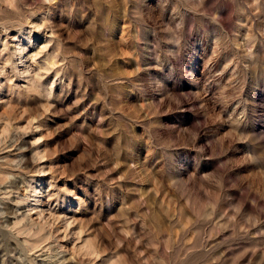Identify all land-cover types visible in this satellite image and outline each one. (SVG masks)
I'll return each instance as SVG.
<instances>
[{"label": "rangeland", "instance_id": "obj_1", "mask_svg": "<svg viewBox=\"0 0 264 264\" xmlns=\"http://www.w3.org/2000/svg\"><path fill=\"white\" fill-rule=\"evenodd\" d=\"M0 70V227L30 210L77 221L69 264H264V0H0ZM86 151L87 175H32L87 167ZM10 235L0 264H21Z\"/></svg>", "mask_w": 264, "mask_h": 264}, {"label": "clouds", "instance_id": "obj_2", "mask_svg": "<svg viewBox=\"0 0 264 264\" xmlns=\"http://www.w3.org/2000/svg\"><path fill=\"white\" fill-rule=\"evenodd\" d=\"M46 3H51L54 2V0H45ZM47 47L42 48L40 52L36 53L32 57L33 63L47 51ZM60 53L57 52L55 56L52 57L50 61H46V67L41 69V72L37 73L35 76V79L31 82L32 87L29 88L28 90L30 92H33L35 95L39 96L40 95V89L38 87L39 83L42 82L46 76L50 75L55 69L61 68L62 63H57V58L59 57ZM7 66V65H6ZM4 75V72L0 70V76ZM27 75V73L25 74ZM60 76V73H56V78L58 79ZM167 87L172 88V83L170 81L165 80L164 81ZM9 83H13V81H9ZM52 87H55V81L52 82ZM183 93V92H182ZM47 101L52 100V91L51 88L47 92L46 96ZM135 99V98H132ZM177 105H179L180 101H176ZM41 107L44 110V113L50 112L55 105L51 103H45L41 105ZM158 110V109H157ZM156 111H151L149 110L148 114L145 116V119L151 120L152 116L157 114ZM27 109L24 110L25 114H27ZM160 115H163L161 112ZM31 123H35V121H31ZM167 122H159V123H150L147 125L148 129H153V128H160L164 127ZM27 127L20 128L17 131L18 132H23L26 133V131H29ZM34 131H40L39 128L31 129ZM44 137H41L39 140L34 141L35 143H39L40 140H43ZM74 140L76 137L73 138ZM79 139H82L85 141V143L89 144V147L93 146V142L89 141L88 137H79ZM153 137L150 135L148 137V142H149V148L151 145ZM18 143V141H17ZM14 146V145H13ZM100 149L107 152V149L104 148L103 144H100ZM150 150H154V148H150ZM0 151H11L10 148L6 147V143L3 140H0ZM137 154L139 156L140 153L143 151V146H140L139 148L136 149ZM48 153L46 152L45 155ZM88 159L90 163L87 165V167L84 168H68L67 170L65 169H51L49 171H43L40 170L36 173H32V175H41V176H47L49 174H54V176H60V175H66L69 179L74 178L77 174L80 172H83L85 175H87V168H95L97 163H99V159L97 160H92L91 159V154L89 152H85L84 156L81 157V161L83 159ZM39 159V154H37V160ZM177 159L178 162L184 166V161L188 159V155L182 152L177 151ZM251 159V157L249 158ZM16 163V162H12ZM22 163V161H21ZM119 162L114 165V167H118ZM111 172V169L108 170ZM101 180H103L105 183L108 185L115 184L116 181H110L107 179L108 173H98L97 174ZM14 179L12 176H0V187H3L4 184H7L9 181ZM95 190V189H93ZM59 192H67L68 189L61 188L58 190ZM13 193L11 191L5 192L3 194H0V199L2 200H10L11 196ZM27 195V191H26ZM56 197H50L49 199H55ZM17 207L20 205L26 203L24 200H16L14 202ZM36 215V219H33V215ZM8 214L4 211H0V221L4 220V218ZM16 216H21V213L17 212L15 213ZM61 221L65 222V226L60 230L55 232L53 234L52 229H55L57 225L60 224ZM75 224L77 221H69L66 216L62 215H57L55 212L49 210L47 213L42 212V211H37L34 212L32 210L28 211L26 215H23L22 218L20 219H15L14 222L9 225L7 223L3 224L2 227H0V230L7 232L10 235V239L17 242V247L23 249V252L25 253L23 259L21 257H16V259L21 260V264H24V259H29L32 257H35V259H29V264H36V260L43 259L44 261L48 262V264H69L70 261H78L79 257L76 254L79 250H76L74 252L73 250L76 248V245L74 244L72 248H64L60 247V241L61 240H68L71 237L68 235L69 229H68V224ZM82 230H86L83 225H82ZM47 233V234H45ZM63 233V235H61ZM73 236L77 237L76 243L79 244V236L81 235V231H78L76 233L72 234ZM59 237V239H58ZM20 238H24L22 243H19ZM55 241V243H53ZM119 243V241H118ZM4 245L0 244V248H3ZM53 249H56V251H53ZM67 254V259H62L61 257ZM15 256V253L12 254ZM105 253L103 251H97L94 253L90 259L92 260V264H95L97 260H100ZM110 264H115V262H110Z\"/></svg>", "mask_w": 264, "mask_h": 264}]
</instances>
